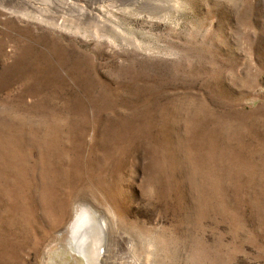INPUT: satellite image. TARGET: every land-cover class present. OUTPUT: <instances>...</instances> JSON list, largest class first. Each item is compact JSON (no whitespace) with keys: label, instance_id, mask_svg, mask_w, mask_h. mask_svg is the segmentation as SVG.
<instances>
[{"label":"rangeland","instance_id":"rangeland-1","mask_svg":"<svg viewBox=\"0 0 264 264\" xmlns=\"http://www.w3.org/2000/svg\"><path fill=\"white\" fill-rule=\"evenodd\" d=\"M71 1L0 0V264H264V0Z\"/></svg>","mask_w":264,"mask_h":264},{"label":"bare ground","instance_id":"bare-ground-1","mask_svg":"<svg viewBox=\"0 0 264 264\" xmlns=\"http://www.w3.org/2000/svg\"><path fill=\"white\" fill-rule=\"evenodd\" d=\"M60 1L63 7L72 5L71 0ZM103 218L104 213L102 211L87 203H80L76 209L75 217L68 228V247L81 257L85 264H106L102 261L103 256L106 254L105 247L103 248V241L107 236L109 226ZM119 239L124 243L122 236Z\"/></svg>","mask_w":264,"mask_h":264}]
</instances>
